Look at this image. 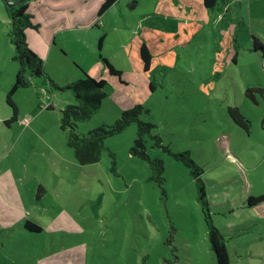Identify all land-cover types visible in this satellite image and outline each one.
<instances>
[{"label":"rangeland","instance_id":"1","mask_svg":"<svg viewBox=\"0 0 264 264\" xmlns=\"http://www.w3.org/2000/svg\"><path fill=\"white\" fill-rule=\"evenodd\" d=\"M230 1L228 8L220 0L207 9L203 0H138V6L121 0L101 29L75 33L78 47L82 38L94 39V50L82 49L78 63L58 46L48 64L41 57L55 85L38 78L15 95L26 118L38 112V131L8 155L13 131L0 126V264H217L195 179L147 136L148 154L165 164L163 185L152 181L149 163L131 154L136 124L105 141L99 162L76 161L60 119L62 107L75 102L65 87L84 72L108 82L107 97L77 133L112 125L122 112L142 106L140 117L154 125L151 134L162 146L190 151L205 167L212 218L232 264H264V202L247 207L250 195H264V101L245 96L250 87L264 88V58L252 38L264 44V0ZM9 29L0 0V65L14 66V81L18 63ZM142 44L152 54L148 71ZM229 106L247 116L249 134L231 120ZM40 184L46 193L37 200ZM27 214L43 224L42 232L23 227Z\"/></svg>","mask_w":264,"mask_h":264},{"label":"trees","instance_id":"2","mask_svg":"<svg viewBox=\"0 0 264 264\" xmlns=\"http://www.w3.org/2000/svg\"><path fill=\"white\" fill-rule=\"evenodd\" d=\"M16 1V0H14ZM118 0H104L100 7L99 16H102ZM222 4L225 0H221ZM220 3V0H203V5L207 9H214ZM7 16L10 21L9 39L14 46V61L18 63V71L15 81L6 96V103L13 112V116L6 123H12L18 119L19 107L15 101V95L20 89H27L32 86L33 80L38 78L49 80L45 71L44 61L29 46L27 42V30H38L39 26L34 23L32 15L28 12V3H22L18 6L10 7L6 5ZM254 51L261 52L264 58V44L255 36H252ZM104 37H101L99 46L101 47ZM140 58L144 63V68L148 71L152 64V54L146 44L140 47ZM105 67L110 75L116 76L121 80V72L117 70L107 59L102 58ZM264 61V59H263ZM85 77L78 81L70 82L65 89L72 91L75 102L67 105L61 110L60 126L67 131V146L72 149L76 161L81 165L94 164L101 160L102 154L107 147L105 141L112 136L121 134L132 124L137 125V138L131 149V154L149 163L152 181L162 186L165 178L164 161L158 157L152 158L146 147V137L150 136L156 141V146L162 147L168 155L177 161H181L189 169L191 176L195 179L198 202L201 205L205 222L208 228V237L211 249L215 255L217 264H232L230 252L228 250V241L221 230L214 224L211 211V202L208 194V180L204 178L205 167L198 164L192 157L190 151H174L168 146H162L159 136L152 135L151 131L154 125L142 121V106H135L120 114L118 119L112 125H103L87 135L77 133L76 129L82 121L89 120L102 106L107 97L108 82L104 79H95L84 72ZM53 84L51 80H49ZM55 85V84H53ZM258 94L264 101V88L250 87L246 89L245 96L253 103H258ZM48 110L52 108L47 107ZM228 114L231 120L248 134L251 130V122L243 113L240 107L229 106ZM112 156L114 154L111 153ZM46 193L44 186H39L36 194L37 200H41ZM264 202V195L249 196L247 199L248 207H255ZM24 227L31 232H42L44 227L40 221L27 219Z\"/></svg>","mask_w":264,"mask_h":264},{"label":"crops","instance_id":"3","mask_svg":"<svg viewBox=\"0 0 264 264\" xmlns=\"http://www.w3.org/2000/svg\"><path fill=\"white\" fill-rule=\"evenodd\" d=\"M103 1L104 0L28 1L27 2L28 12L32 15V19L34 23H36L39 26L38 30H27L26 32L27 42L29 46L34 52L38 53L39 57L42 58L45 57L47 60V64L51 61V58L53 56L52 53L55 52L56 46H58L61 50L65 51L68 54L67 56L70 55H72V57L74 56V61L76 57L82 56L80 52L82 51V49L89 48L90 51L94 50V39L91 40L90 44H88L86 39L82 38V40H84V44L80 47H78L77 44H74L73 42L76 41V37H75L76 32L83 30L85 32H90L96 27H100L101 29L104 26V17L108 13L107 12L108 10L102 16L98 15L100 7L103 4ZM120 1L121 0H118L109 10L113 9L114 7H117L116 5L117 3H120ZM230 4H231L230 0H225L222 6L228 8ZM138 5H139L138 0H136L134 6H138ZM115 29L116 27H113V30ZM101 37L99 38V40L101 39ZM42 43L45 44L42 45ZM13 47L14 46L12 44V48H11L12 50ZM68 48H70V50H68ZM76 52L78 53V55H76ZM75 62L78 63L77 60ZM80 66L87 68L88 72L91 73L90 66L87 67L83 64H81ZM12 70L14 71V66L9 65V67H7V65L4 62L3 64L1 63L0 65V126L5 125L6 127H8L13 131V133L11 134L12 136L10 139V145L7 146L8 155H11L16 150L21 140L27 142L28 135L31 132H37L38 131L37 128L39 127L38 112H32L33 118H29L32 119V122L25 124L24 119L26 118V114L29 113L22 112L20 108H19L18 119L12 123L9 124L6 123L13 116L12 110L6 103V96L15 81V80L13 81L12 78ZM47 106H50L53 109L54 103H49ZM63 108L64 107H62V109ZM227 151H229V149H227ZM228 154L232 156L231 157L232 162L236 161V163H239V160H237L236 156L232 155L231 152H228ZM41 185L42 184H40L39 186ZM250 208L253 207H248V209ZM262 210H264V208ZM27 219H31V220L35 219L39 221L37 217H35L33 214L25 215L23 221L25 222Z\"/></svg>","mask_w":264,"mask_h":264},{"label":"water","instance_id":"4","mask_svg":"<svg viewBox=\"0 0 264 264\" xmlns=\"http://www.w3.org/2000/svg\"><path fill=\"white\" fill-rule=\"evenodd\" d=\"M28 1H30V0H16V1H14V0H4L5 4L7 6H10V7L18 6V5H20L22 3H26Z\"/></svg>","mask_w":264,"mask_h":264},{"label":"built area","instance_id":"5","mask_svg":"<svg viewBox=\"0 0 264 264\" xmlns=\"http://www.w3.org/2000/svg\"><path fill=\"white\" fill-rule=\"evenodd\" d=\"M29 122H30V120H29L28 118H25V119H24V123H25V124H28Z\"/></svg>","mask_w":264,"mask_h":264}]
</instances>
